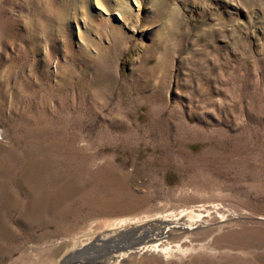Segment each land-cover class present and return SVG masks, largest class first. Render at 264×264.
Segmentation results:
<instances>
[{
	"label": "rangeland",
	"instance_id": "1",
	"mask_svg": "<svg viewBox=\"0 0 264 264\" xmlns=\"http://www.w3.org/2000/svg\"><path fill=\"white\" fill-rule=\"evenodd\" d=\"M0 264H264V0H0Z\"/></svg>",
	"mask_w": 264,
	"mask_h": 264
}]
</instances>
